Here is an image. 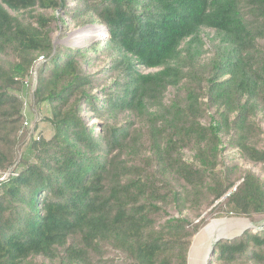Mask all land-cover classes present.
Here are the masks:
<instances>
[{"label":"trees","instance_id":"16d2710c","mask_svg":"<svg viewBox=\"0 0 264 264\" xmlns=\"http://www.w3.org/2000/svg\"><path fill=\"white\" fill-rule=\"evenodd\" d=\"M67 1L0 0V179L23 131L15 92L36 64L34 102L51 129L0 180V264H187L206 220H163L173 203L214 205V217L264 216V180L222 157L235 149L264 165L255 142L264 123V0H74L70 12ZM84 16L105 27L106 40L54 49L52 25ZM204 29L221 37L206 59ZM90 52L106 53L104 74L117 73L95 93ZM168 88L182 92L165 103ZM118 113L145 119L146 166L119 165L143 145L113 121ZM212 261L264 264V231L219 241Z\"/></svg>","mask_w":264,"mask_h":264},{"label":"rangeland","instance_id":"374dc122","mask_svg":"<svg viewBox=\"0 0 264 264\" xmlns=\"http://www.w3.org/2000/svg\"><path fill=\"white\" fill-rule=\"evenodd\" d=\"M76 6L74 0L67 1L68 11L70 12ZM60 14V13H58ZM64 17V15L60 16ZM24 20L26 16L23 17ZM65 23L62 25L57 22L52 25L50 28L51 31V39L53 48H57L59 46L67 47L70 49H82L87 48L93 44H98L104 42L106 40V29L103 26L98 24H90L87 23V17H83L82 20L73 21L70 18H64ZM200 37L204 43V47L199 49L201 58H211L213 56V44H219L221 42V37L217 35L213 30L204 29L200 33ZM93 59L91 60V66L86 71L88 74L94 75V79L96 80L97 87L94 89V93L99 91L103 87L111 86L115 83V79H117V73L114 74H104V70L109 67L110 57L106 54L93 55V53H89ZM39 64H36L33 71L31 72V76L27 80V83L24 87L20 88L19 91L15 92L17 96L20 98L22 103V115L23 122H27L28 126L24 127L23 131L20 135L18 144H17V158L16 163L11 167L10 171H8L3 178L5 179L11 172L16 173L15 166L19 161L20 156L25 152L27 147L29 146L31 141H35L38 138H49L51 135V129L48 122L45 121L43 115V108L38 107V105L34 102L33 90L34 84L36 82L35 79V71L37 70ZM157 70H142V73H154ZM103 72V73H102ZM34 74V76H32ZM181 90L178 92L172 90V88H168L164 93V101L165 103L169 102L173 96H177L181 94ZM12 93L13 95H16ZM154 109V107H153ZM47 114V113H46ZM117 124H128V130L130 132V138L136 139L140 144L143 145L141 147V153L138 155H133L129 152L123 154L119 158V165H127L136 167L138 165L144 164L146 166L145 161L142 162L141 155L143 159L148 158L149 153L147 151L150 136L147 133L146 122L143 117H140L136 114L130 113H118L115 115ZM89 125L94 126L95 128L99 125L97 120L93 117L85 118ZM261 131L260 135L256 140V144L258 148H263L264 146V123H261ZM129 138V140H130ZM184 159L191 161L192 154L188 151L184 152ZM223 161L226 159L233 158L241 169H251L255 174H257L262 180H264V165H252L245 160H243L235 149H228L222 154ZM18 172L21 170V167H18ZM220 170V167L218 168ZM0 179V180H1ZM239 183V182H238ZM176 182L174 183L175 186ZM177 191L181 192L184 196L190 195V190L184 184L180 186H176ZM207 203H202L199 208L193 207L190 203L184 202L183 200L177 205L173 203L168 209H166V214L163 215V220H167L169 218H183L186 219L192 224H195L202 218L206 220V223L202 228L198 231V233L192 238L191 246L188 253L187 264H222L219 261H212V254L214 253V248L210 256L207 258L208 250L210 244L213 242L215 238H225L228 237L230 239H222V240H232L239 233L236 228V222L246 221L250 224H262L264 225V216H255L251 219L248 218H238V217H214L208 216V212L212 207L207 208ZM248 219V221H247ZM253 220V221H252ZM236 221V222H235ZM230 227V228H229ZM226 228V230H222ZM229 228V229H228ZM260 228V227H258ZM259 232V231H258ZM203 233V235H202ZM222 235V236H221ZM234 237V238H232ZM107 258L109 259H121L120 256H115L114 254L108 252ZM38 264H45L43 260H36Z\"/></svg>","mask_w":264,"mask_h":264},{"label":"water","instance_id":"95a60500","mask_svg":"<svg viewBox=\"0 0 264 264\" xmlns=\"http://www.w3.org/2000/svg\"><path fill=\"white\" fill-rule=\"evenodd\" d=\"M34 86H35V84H34ZM225 197H226V196H225ZM225 197H224V198H225ZM245 231H252V232H258V231H259V232H260V231H264V227H260V228H258V227H254V226L248 227L247 229H245V230H243V231L237 233V235H236L235 237L240 236V235H241L243 232H245ZM232 238H234V237H232ZM222 239H230V238H228V237H225V238H215V239L213 240V242L210 244V247H209V250H208V254H207V258H208V257L210 256V254L212 253L215 244L218 243L219 241H221Z\"/></svg>","mask_w":264,"mask_h":264},{"label":"bare ground","instance_id":"6f19581e","mask_svg":"<svg viewBox=\"0 0 264 264\" xmlns=\"http://www.w3.org/2000/svg\"><path fill=\"white\" fill-rule=\"evenodd\" d=\"M248 221V220H247ZM253 221V220H252ZM236 222V221H235ZM251 226H254V227H264V225H262L261 223L260 224H250V223H248V222H246V221H241V222H236V228H237V230L239 231V232H241V231H243V230H245V229H247L248 227H251ZM230 228V227H229ZM228 228V229H229ZM222 230H226V228H223ZM202 235H203V233H202ZM222 236V235H221ZM204 262L202 261V264H203Z\"/></svg>","mask_w":264,"mask_h":264},{"label":"built area","instance_id":"2783aa9c","mask_svg":"<svg viewBox=\"0 0 264 264\" xmlns=\"http://www.w3.org/2000/svg\"><path fill=\"white\" fill-rule=\"evenodd\" d=\"M32 76H34V74H32ZM23 125H24V127L28 126L27 122H25V121H24ZM35 140L38 141L39 138L37 137Z\"/></svg>","mask_w":264,"mask_h":264}]
</instances>
